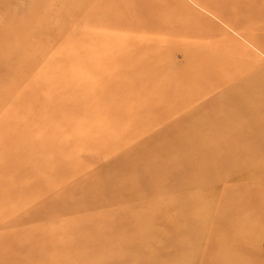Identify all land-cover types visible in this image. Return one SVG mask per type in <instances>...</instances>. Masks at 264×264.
<instances>
[{"label": "rangeland", "instance_id": "rangeland-1", "mask_svg": "<svg viewBox=\"0 0 264 264\" xmlns=\"http://www.w3.org/2000/svg\"><path fill=\"white\" fill-rule=\"evenodd\" d=\"M188 150L192 236L158 167ZM259 234L264 0H0V264H241L219 243Z\"/></svg>", "mask_w": 264, "mask_h": 264}, {"label": "bare ground", "instance_id": "bare-ground-1", "mask_svg": "<svg viewBox=\"0 0 264 264\" xmlns=\"http://www.w3.org/2000/svg\"><path fill=\"white\" fill-rule=\"evenodd\" d=\"M143 28V27H142ZM175 129L174 127L172 128V130ZM132 129H129L128 131H130ZM27 135V133H26ZM156 139L160 140L161 138L160 137H157ZM188 145L186 144H170L169 146V149H178L180 147H184V148H187ZM158 147V148H157ZM160 146H151L150 147V150L151 151H158L160 152V149H159ZM203 154L206 155V153L204 152ZM192 162L194 163V153H192V151L188 150L187 151V155L180 161H174V159H171L170 158H167V160L165 161H162L158 167H161L162 170H165V171H170L172 173V175L168 172V175L171 179H173L172 181L174 182L172 185H165L163 188L166 189V192L171 189V194L174 193L175 191H180L182 190L183 188L185 187H199V186H202L201 184L203 183V180L201 182H199L198 180L196 181H193L192 178L193 176H195L198 172H200V169L202 166L194 169V171H191L192 170V167L193 164ZM154 167V166H153ZM175 167H178V172L174 175L173 173V169ZM193 172L195 174H193ZM202 175H204L205 173L203 171L200 172ZM205 176V175H204ZM175 185V187H174ZM155 186V185H154ZM199 192L203 193V194H207L206 191H198L197 194L195 195H190V194H178V195H169V194H166L165 196V200H168V201H172L174 202V207H173V215L175 216V213H178L182 216H186V233H189L190 235L192 234V217H193V207H194V203H196V207L198 209L201 208L202 206V202L199 201L198 199V195H199ZM207 202H206V199H205V207L207 206ZM161 209V208H160ZM178 211V212H177ZM197 212V211H196ZM157 218V219H156ZM146 219H156L157 222L159 223V225H161L162 227H164L165 229L166 228H169L171 230V232H174L175 233V226L176 225V221L174 220V222H169V221H166L165 219V215L164 214H160V215H157L155 213L153 214H150ZM146 219H143V221H141V223L139 222V224H143V225H146L147 224V220ZM261 218H259V220H261ZM175 223V224H173ZM205 225V224H204ZM263 226V225H262ZM144 229L140 230V233H144ZM170 232V233H171ZM181 234V233H180ZM156 235L157 237H160L163 241H168V236H166L165 234H162L160 235L159 232H156ZM260 236L259 237H263L264 234H259ZM192 236V235H191ZM262 241H264L263 238H261L258 242H256L255 244H250V243H240V242H220L218 247H217V251L219 253H221V255L223 256H227L228 252H230L232 249V252H236L238 253V256L241 260V264H263V260H264V254H262L263 250L260 249V245L262 243ZM190 243V241H189ZM188 243V244H189ZM130 247H133L134 245V242H130ZM215 245V244H213ZM123 248H125V246H123ZM175 249H176V245H175ZM212 250H214L212 248ZM211 250L210 253H213V251ZM253 250V253L251 254ZM249 251V252H248Z\"/></svg>", "mask_w": 264, "mask_h": 264}]
</instances>
